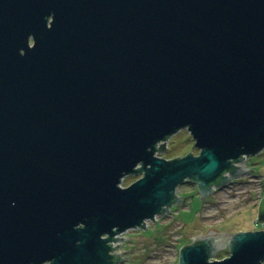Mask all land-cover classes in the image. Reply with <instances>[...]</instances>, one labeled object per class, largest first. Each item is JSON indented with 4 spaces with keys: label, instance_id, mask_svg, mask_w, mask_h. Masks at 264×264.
Here are the masks:
<instances>
[{
    "label": "water",
    "instance_id": "obj_1",
    "mask_svg": "<svg viewBox=\"0 0 264 264\" xmlns=\"http://www.w3.org/2000/svg\"><path fill=\"white\" fill-rule=\"evenodd\" d=\"M183 128L200 153L160 156ZM262 151L264 0H0V264H112ZM219 232L179 264L264 262V229Z\"/></svg>",
    "mask_w": 264,
    "mask_h": 264
},
{
    "label": "rangeland",
    "instance_id": "obj_2",
    "mask_svg": "<svg viewBox=\"0 0 264 264\" xmlns=\"http://www.w3.org/2000/svg\"><path fill=\"white\" fill-rule=\"evenodd\" d=\"M199 154L195 140L187 128L170 137L167 149L159 153L168 159ZM249 168L255 170L201 199L195 183L179 186L183 197L179 205L173 206L165 216L148 221L147 228L131 229L122 237L129 236L125 243L129 264H179L180 251L193 238L217 236L219 231L234 234L239 231H255L261 228L259 218L264 215V151L247 160ZM143 176V173L126 176L122 186L127 187ZM213 229L217 233L207 235ZM203 232V233H202ZM124 247V246H123ZM230 255L229 249L217 251L213 259L221 260Z\"/></svg>",
    "mask_w": 264,
    "mask_h": 264
},
{
    "label": "flooded vegetation",
    "instance_id": "obj_3",
    "mask_svg": "<svg viewBox=\"0 0 264 264\" xmlns=\"http://www.w3.org/2000/svg\"><path fill=\"white\" fill-rule=\"evenodd\" d=\"M51 21H52V17L49 18V26H50ZM31 43L34 44L33 39L31 40ZM250 173H247V174H250ZM190 182L195 183L198 190H199L198 184L195 181H190ZM235 182H237V179L233 180L232 182H229L228 184H226L222 188L227 187L228 185H232ZM222 188H216V191H218L219 189H222ZM176 195L180 196V194L178 193V190H177ZM175 205H177V204H175ZM172 208H171V210H172ZM226 234H229V233H226ZM110 244H112V243H110ZM113 245H114V247L119 246V248L111 250V252H110L111 255L113 256L112 264H129L128 263V257H127V250L125 249V243L120 241V242L114 243Z\"/></svg>",
    "mask_w": 264,
    "mask_h": 264
},
{
    "label": "trees",
    "instance_id": "obj_4",
    "mask_svg": "<svg viewBox=\"0 0 264 264\" xmlns=\"http://www.w3.org/2000/svg\"><path fill=\"white\" fill-rule=\"evenodd\" d=\"M259 222H264V215H262L260 218H259Z\"/></svg>",
    "mask_w": 264,
    "mask_h": 264
},
{
    "label": "built area",
    "instance_id": "obj_5",
    "mask_svg": "<svg viewBox=\"0 0 264 264\" xmlns=\"http://www.w3.org/2000/svg\"><path fill=\"white\" fill-rule=\"evenodd\" d=\"M261 226H262L261 228H264V222H262ZM147 227H148V223H147ZM262 264H264V262Z\"/></svg>",
    "mask_w": 264,
    "mask_h": 264
}]
</instances>
